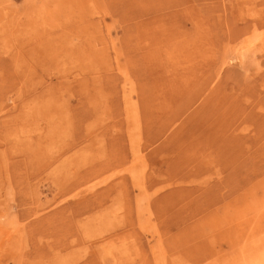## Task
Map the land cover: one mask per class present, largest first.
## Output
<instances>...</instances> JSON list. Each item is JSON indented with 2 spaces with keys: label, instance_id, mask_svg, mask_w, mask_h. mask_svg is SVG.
<instances>
[{
  "label": "rangeland",
  "instance_id": "374dc122",
  "mask_svg": "<svg viewBox=\"0 0 264 264\" xmlns=\"http://www.w3.org/2000/svg\"><path fill=\"white\" fill-rule=\"evenodd\" d=\"M0 264H264V0H0Z\"/></svg>",
  "mask_w": 264,
  "mask_h": 264
}]
</instances>
